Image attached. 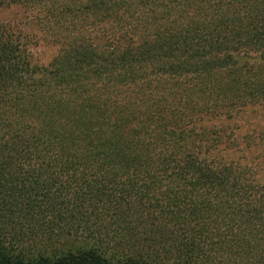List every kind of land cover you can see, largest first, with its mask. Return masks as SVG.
Returning <instances> with one entry per match:
<instances>
[{
    "label": "trees",
    "instance_id": "trees-1",
    "mask_svg": "<svg viewBox=\"0 0 264 264\" xmlns=\"http://www.w3.org/2000/svg\"><path fill=\"white\" fill-rule=\"evenodd\" d=\"M11 10L34 34L0 22V264H264V153L228 154L264 107V0Z\"/></svg>",
    "mask_w": 264,
    "mask_h": 264
},
{
    "label": "rangeland",
    "instance_id": "rangeland-1",
    "mask_svg": "<svg viewBox=\"0 0 264 264\" xmlns=\"http://www.w3.org/2000/svg\"><path fill=\"white\" fill-rule=\"evenodd\" d=\"M0 22L23 35L31 37L34 34L32 27L26 23L22 16L17 15L15 10L0 11ZM32 45L31 51L36 61L40 64H47L53 56L54 50L46 49L41 43L40 46L39 44ZM230 127L234 130L239 146L237 152L233 150L228 153H234L231 156L233 159L238 158L241 163L251 164L264 153V107L252 109L239 115L230 122ZM259 176L261 182L264 183V169L260 171Z\"/></svg>",
    "mask_w": 264,
    "mask_h": 264
}]
</instances>
